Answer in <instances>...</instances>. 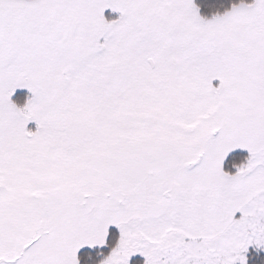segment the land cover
I'll list each match as a JSON object with an SVG mask.
<instances>
[{
    "label": "snow or ice",
    "instance_id": "6c2138e0",
    "mask_svg": "<svg viewBox=\"0 0 264 264\" xmlns=\"http://www.w3.org/2000/svg\"><path fill=\"white\" fill-rule=\"evenodd\" d=\"M0 264H264V0H0Z\"/></svg>",
    "mask_w": 264,
    "mask_h": 264
}]
</instances>
